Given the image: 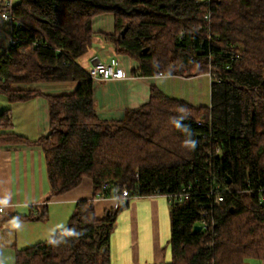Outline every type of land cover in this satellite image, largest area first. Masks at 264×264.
Listing matches in <instances>:
<instances>
[{
	"label": "trees",
	"instance_id": "obj_1",
	"mask_svg": "<svg viewBox=\"0 0 264 264\" xmlns=\"http://www.w3.org/2000/svg\"><path fill=\"white\" fill-rule=\"evenodd\" d=\"M13 14L0 95L24 102L43 96L41 85L76 83L72 93L46 96L52 135L34 144L52 196L85 179L94 185V199L79 201L49 240L19 250L15 264H112L111 235L127 204L98 218L95 199L125 190L168 198L172 260L162 264L264 262V0H18ZM104 14L116 19L105 40L139 63L136 77L209 75L211 106L153 89L123 120L100 119L96 82L78 60ZM10 115H0L5 128ZM11 143L30 142L0 135V148ZM34 218L47 220L48 207Z\"/></svg>",
	"mask_w": 264,
	"mask_h": 264
},
{
	"label": "crops",
	"instance_id": "obj_2",
	"mask_svg": "<svg viewBox=\"0 0 264 264\" xmlns=\"http://www.w3.org/2000/svg\"><path fill=\"white\" fill-rule=\"evenodd\" d=\"M4 5L5 0H0V47L3 48L0 55L6 53L11 44L10 24L2 18ZM93 30V46L82 56V62L78 61L79 65L90 71L100 63L108 64L118 59L121 69L128 75L126 79L96 82L95 98L100 119L123 120L127 111L150 102L153 89L196 108L211 106L209 75L136 77L134 72L139 69V63L117 54L114 46L104 38L116 33L115 17L111 14L98 16L94 19ZM76 88V83L44 84L40 87L43 96L24 102H12L7 96H0L2 112L9 110L12 121L8 128L0 123V135H13L30 142L11 143L0 148V200L8 206L0 222V264H15L19 250L49 240L68 225L79 201L94 199V185L90 179H85L69 193L52 196L45 155L42 148L34 144L50 131L46 96L72 93ZM124 204L127 205L120 210ZM45 206L48 219L34 218ZM95 206L98 218L107 211L120 210L111 235L112 264H162L172 260L173 225L166 196L138 197L125 202L114 198L95 199ZM248 264L264 262L251 260Z\"/></svg>",
	"mask_w": 264,
	"mask_h": 264
},
{
	"label": "built area",
	"instance_id": "obj_3",
	"mask_svg": "<svg viewBox=\"0 0 264 264\" xmlns=\"http://www.w3.org/2000/svg\"><path fill=\"white\" fill-rule=\"evenodd\" d=\"M5 11L2 12V18L4 21L10 24L11 28V43H15L12 37V32L14 30V25L17 24L13 11H14V2L13 0H6L4 5ZM18 25V24H17ZM89 75L95 82H105L109 80L116 79H126L128 75L126 71L121 69L120 62L118 59H113L108 64H98L92 70L89 71ZM163 76V75H160ZM106 187V186H105ZM116 198L119 201H125L129 198H132L128 190L123 191L122 193L116 192ZM222 199L219 197L218 202H221ZM7 204L0 200V214H5L7 211Z\"/></svg>",
	"mask_w": 264,
	"mask_h": 264
},
{
	"label": "rangeland",
	"instance_id": "obj_4",
	"mask_svg": "<svg viewBox=\"0 0 264 264\" xmlns=\"http://www.w3.org/2000/svg\"><path fill=\"white\" fill-rule=\"evenodd\" d=\"M14 2H15V4H16V3L18 2V0H14ZM1 51H3V48L0 47V54H1ZM4 54H5V52H3L2 55H0V57H2ZM78 61H79V62H82V57H80ZM209 83H210V81H209ZM206 84H207V83H206ZM207 86H208V85H207ZM209 90H210V89H208V93H209ZM0 96H4V95H0ZM210 96H211V90H210ZM0 99H1V98H0ZM3 100H6V99H3ZM2 103H3V101H0V113L3 111V110H2V109H3V108H2ZM72 215H73V214H72ZM66 226H67V225H66ZM66 226H65V227H66ZM33 246H34V245H33Z\"/></svg>",
	"mask_w": 264,
	"mask_h": 264
},
{
	"label": "water",
	"instance_id": "obj_5",
	"mask_svg": "<svg viewBox=\"0 0 264 264\" xmlns=\"http://www.w3.org/2000/svg\"><path fill=\"white\" fill-rule=\"evenodd\" d=\"M51 135H52V132H49V133L47 134V137L49 138ZM229 183H230V181H229ZM201 230H202V227H196V228H195V231H196V232H199V231H201Z\"/></svg>",
	"mask_w": 264,
	"mask_h": 264
}]
</instances>
